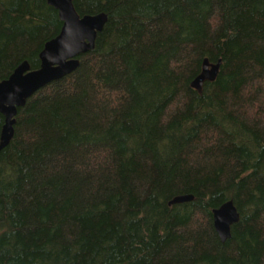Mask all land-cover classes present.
I'll list each match as a JSON object with an SVG mask.
<instances>
[{"label": "trees", "instance_id": "16d2710c", "mask_svg": "<svg viewBox=\"0 0 264 264\" xmlns=\"http://www.w3.org/2000/svg\"><path fill=\"white\" fill-rule=\"evenodd\" d=\"M73 5L107 22L17 110L0 264H264V0ZM61 27L46 0H0V82L38 69ZM204 59L221 65L197 92ZM228 201L239 221L221 243L212 210Z\"/></svg>", "mask_w": 264, "mask_h": 264}, {"label": "water", "instance_id": "95a60500", "mask_svg": "<svg viewBox=\"0 0 264 264\" xmlns=\"http://www.w3.org/2000/svg\"><path fill=\"white\" fill-rule=\"evenodd\" d=\"M54 8L62 22L60 32L43 46L39 54L40 66L30 70L27 62H22L13 73L0 82V114L4 124L0 133V150L5 148L13 136V125L17 110L39 90L72 74L80 65L79 57L94 48L97 33L106 22L104 13L80 16L73 5V0H46ZM221 65V60L211 63L202 62L201 71L190 86L197 92L202 91L205 82H213ZM193 200L191 195L176 196L169 205ZM239 213L232 201L223 203L212 210L214 230L221 243L230 238L231 226L238 223Z\"/></svg>", "mask_w": 264, "mask_h": 264}]
</instances>
